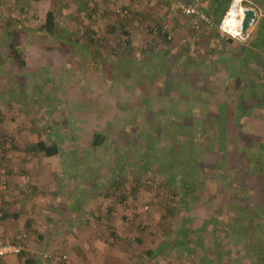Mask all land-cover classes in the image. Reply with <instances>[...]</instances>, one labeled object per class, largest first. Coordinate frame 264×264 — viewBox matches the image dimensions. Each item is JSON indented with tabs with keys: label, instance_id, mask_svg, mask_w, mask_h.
<instances>
[{
	"label": "rangeland",
	"instance_id": "obj_1",
	"mask_svg": "<svg viewBox=\"0 0 264 264\" xmlns=\"http://www.w3.org/2000/svg\"><path fill=\"white\" fill-rule=\"evenodd\" d=\"M178 1L189 0H0V220L6 201L10 208L26 213L22 206L27 202L24 193L30 190L32 179L23 170L25 165L28 168L31 162L43 157L25 151V147L54 139L60 154L47 160L51 162L48 165H61L62 170L56 175L60 186L68 185L85 197L83 211L96 210L92 226L104 230L98 232L99 244L92 249L91 235L77 229L84 226L81 218L79 226L66 228L73 218L68 215L69 198L64 193L59 211L68 224L53 230L65 233L50 239L51 227H47V246L38 249L39 258L33 262L75 264V260H82L92 264L99 257L100 264H147L146 251L150 248L162 254L153 260L154 264H204L207 258L220 264H241L248 262L255 252L262 256L259 247H264V180L236 165L232 170V188L226 196L216 180L209 177L195 199L179 194L177 181L167 186L162 178H167V173L161 176L152 172L153 156L164 162L167 158V139L161 138L160 116L147 122L153 118L151 115H142L139 108H132L149 92L138 75L127 79L129 73L123 67L126 62L139 61L163 47L158 27L162 25L163 30L166 25L178 61L186 52L201 57L203 82L210 86L208 99L212 100L213 93L220 89L217 87L221 70L211 59L234 54L235 45L224 44L229 38L239 48L248 46L251 38L254 42L263 39L264 0H256L262 6L254 0H243L246 10L253 7L256 11V19L243 40L222 36L220 22L216 25L212 19L210 25L195 28L191 18L176 9ZM198 3L206 13L205 1ZM47 12L53 14L57 32L75 37L78 47L85 44L92 59L81 54L78 59L77 53L47 48L59 45L42 28ZM18 27L22 32L17 36L11 30ZM107 37L114 48L109 46ZM126 41L129 44L125 47ZM195 41L202 45L196 46ZM151 47L155 49L149 50ZM13 49L16 55L11 54ZM248 64L253 71L255 63L250 59ZM177 65L178 62L175 70ZM258 66L264 78V51L259 54ZM250 77L257 78L258 74L252 73ZM242 85L245 89L246 82ZM151 87L156 98L152 97L151 103L156 107V95L164 98L156 83ZM232 88L233 95L241 87L237 83ZM255 89L264 92L262 86L255 85ZM237 131L245 146L256 147L264 136V106L253 107L240 120ZM94 132L105 135L98 148H93ZM177 132L171 126L168 133ZM202 153V157L211 159L203 164L210 165L213 156L209 151ZM143 154L148 162L141 159L140 164L138 159ZM11 178L21 185L15 192L16 198L6 194ZM13 224L15 237L0 240L16 242L24 233L21 241L25 248L28 223L23 227L21 222ZM70 234L71 243L75 244L77 239L82 250L66 248ZM199 235L204 236L203 244L197 242ZM82 251L86 255L80 257L78 252ZM62 254L67 262L54 259Z\"/></svg>",
	"mask_w": 264,
	"mask_h": 264
},
{
	"label": "trees",
	"instance_id": "obj_2",
	"mask_svg": "<svg viewBox=\"0 0 264 264\" xmlns=\"http://www.w3.org/2000/svg\"><path fill=\"white\" fill-rule=\"evenodd\" d=\"M204 1L207 6L206 15L210 22L212 19L217 25L230 0ZM259 5L261 4L259 3ZM121 25L125 27L126 23L122 22ZM42 28L53 41H57L59 44L56 47L48 46L49 50L64 49L73 54L77 53L78 59H80V54L92 59L93 56L91 57V53L85 44H80L78 47L75 37L69 33H64V31L57 32V24L51 12H47ZM113 28L116 29L117 27L113 26ZM168 34L169 30H162V25H160L158 35H161L159 42L162 41L163 47L160 46L157 52L150 51L151 54L142 56L139 61L126 62L123 67L126 74L129 73L127 79H130L132 74L133 76L138 75L149 92L148 95H142L139 103L132 108L136 110L139 108L142 115H151L153 118H149L147 122L160 116L158 119L163 125L161 127L163 137L161 138L167 139L165 143L167 158L164 162L162 159L153 156L154 168L152 172L160 175L167 173V178L162 177L168 183L167 186L177 181L176 189L179 190V194L194 199L206 185L205 178L207 177L214 178L222 187L223 196H226L232 188V170L236 165H240L245 173L253 172L254 175L258 174L264 180V136L261 137L256 147H247L237 131L240 120L248 116L253 107L264 106V92L255 89V85L264 88V78L259 70L260 66H258L259 54L264 51V37L258 42H254L251 38L248 42L249 45L244 48L237 47L236 42L230 38L224 41V44L235 45L236 50L229 57L211 59V62L217 65L221 71L219 72L220 81L218 83L220 87H217L220 89L213 93L214 99L210 100L208 99L210 86L203 82L205 77L201 57L192 56L186 52L188 48H183L187 55L178 61V57L173 54V39L172 37L168 38ZM107 40L109 46L114 48L115 44L108 37ZM125 44V47L128 46L129 41H126ZM195 45H202V43L195 41ZM154 49L151 47L149 50ZM11 54L16 55V50L13 49ZM250 59L255 63L253 71V66L248 64ZM138 62H141L142 66ZM177 62L178 65L175 70ZM241 63L242 67L239 68ZM252 73H257L258 77H250ZM244 82H246L245 89L242 85ZM155 83L164 98L161 99L159 95H156L159 100L156 107L151 103V99L155 98L152 95L151 86L154 87ZM237 83L241 88L232 95V87ZM246 96L250 99L245 98ZM166 97L168 100H165ZM231 97L233 100H230ZM251 99L254 102H251ZM171 126L178 129L176 135L172 133L169 135ZM104 140L105 135L103 133L94 132L93 148L101 146ZM25 151L39 152L46 157H52L59 154V145L54 139L40 140L27 145ZM208 151L213 157L211 164L205 166L203 163L206 162L207 158L202 157L204 156L202 152ZM141 159L148 162L144 154L138 160L141 161ZM207 160L210 161L211 159ZM197 238V242L203 244L204 236L199 235ZM260 250L264 257V249ZM244 251L248 252V249L245 248ZM249 252L251 251L249 250Z\"/></svg>",
	"mask_w": 264,
	"mask_h": 264
},
{
	"label": "crops",
	"instance_id": "obj_3",
	"mask_svg": "<svg viewBox=\"0 0 264 264\" xmlns=\"http://www.w3.org/2000/svg\"><path fill=\"white\" fill-rule=\"evenodd\" d=\"M11 31L12 32L14 31L18 36L19 34H21L22 29L18 27ZM2 41L7 42V40H2ZM37 153L39 152H31V154L34 155H37ZM40 154L42 155L43 160L42 159L40 160L39 158L40 161L38 160L37 162H31L28 168L25 165V169L23 170L24 172L26 173L28 172L29 174H31V179H32V182L30 183V190L27 191L28 192L27 194L24 193L25 196L24 201L27 202L25 203V205L22 206L24 208V212L26 213L22 214L20 213L19 209H13L15 207L10 208L7 201L3 202L4 216L0 220V237L8 238L10 236L12 237V235L15 234L14 233L16 232L14 231L15 224H13V222H21L22 227L24 226L25 223H28L27 231L29 232L23 252L20 254H9L0 258V264H37L38 261L37 262H33V261L39 258L36 255L38 253L37 252L38 249L47 246V227L48 228L51 227V230L49 232L50 239H53V237L56 236L55 234L65 233V232H59L58 230H53L56 229L54 227L60 228L61 225L65 227L68 224L66 218L62 217L59 211V207H60L59 203L64 201L63 200L64 198L62 196L64 193H65L64 194L65 197L69 198V204H68L69 208L67 209V212L69 213L68 215L69 217L73 218L71 224H68L69 226L67 225L66 228L72 225L79 226L80 224L77 222L79 218H81L80 220H83L84 224L82 223V225L84 226L78 227L77 229H82L84 230V233L91 235L92 249L94 248L95 244H99V237L97 236L99 235V233L104 231V230L99 231L98 228H95L97 227V225L92 226L97 218L96 210L91 209L88 211H83V206H84L83 202L85 201L86 198L78 194V191L73 192L72 187L68 185H65L63 188L62 186H60V183L57 180L56 175H59V170H62V168H60L61 165L55 163H54L55 166L54 165L52 166V164L48 165L50 161H47L53 159L54 156L46 157L42 153ZM59 154H60V148H59ZM73 160L74 157L72 159V162ZM30 169H32V172H29ZM13 179L9 182L10 185L8 187V191L6 194L8 196L10 194L12 195V198H16L14 197L16 195L15 192H18V187L21 185L19 183H15L16 179L14 180ZM36 193H40L37 195H41V196H36ZM9 199L10 197H8V199L6 200ZM73 207L76 208L74 211H73ZM72 233H74V230ZM75 233L77 235V232ZM69 236H70L69 240L66 239L67 241H69V243H66L67 245L66 248L82 250L83 247L81 246L80 241L76 239L75 244H73L71 243L72 242L71 239L73 237L71 234ZM98 249H99V245L96 250ZM240 249L244 251L245 248L241 247ZM256 249H258V247H256L255 250ZM259 249H264V247L261 246L259 247ZM85 251L84 252L82 251V253L78 252L79 256L82 257V254L85 256L86 255ZM146 253L149 254V258L146 259L147 264H154L153 260L155 258L157 259L158 257L161 258L162 255L158 250L156 249L154 250L151 248L148 249ZM75 261H76L75 264H89L87 261H82V260L80 261L75 260ZM98 261H99V257L95 258L92 264H100L98 263ZM207 262L209 264H220L218 263V260L214 258L204 259L203 263L207 264ZM41 264H47V262L42 261ZM241 264H264V257L261 256L260 254L256 255L255 252L248 259V262L247 260L244 262L242 261Z\"/></svg>",
	"mask_w": 264,
	"mask_h": 264
},
{
	"label": "built area",
	"instance_id": "obj_4",
	"mask_svg": "<svg viewBox=\"0 0 264 264\" xmlns=\"http://www.w3.org/2000/svg\"><path fill=\"white\" fill-rule=\"evenodd\" d=\"M232 1L233 0H231V2ZM240 1L242 4L243 0H240ZM231 2H230V4H231ZM230 4H229V6H230ZM176 9H178L183 15L191 18L192 24L195 28H199V26L201 24H204V25H208V24L210 25L211 24V22H210L208 16L206 15L205 11L199 6L198 0H189L186 3L178 1L176 3ZM224 16H225V14H224ZM224 16H223V18L220 21L219 26H218L221 35L226 36V37L235 38L237 40H243L247 36V32L245 33V37H238V36L233 37L232 35H230L225 30V28L222 26ZM165 26L166 25H163V30L167 29V27H165ZM170 37H171V34L169 32L168 38H170ZM2 172H4V171H2ZM2 182H4V181H2ZM4 184H5V182L2 184V186ZM24 236H25L24 233H21L20 240L16 241V242L0 240V258L4 257L6 255H9V254L21 253L24 250V246L22 245V241H21V240H23ZM45 256H47V255H45ZM54 259L57 262H60V261L67 262V257H66V255H63V254L54 256Z\"/></svg>",
	"mask_w": 264,
	"mask_h": 264
},
{
	"label": "bare ground",
	"instance_id": "obj_5",
	"mask_svg": "<svg viewBox=\"0 0 264 264\" xmlns=\"http://www.w3.org/2000/svg\"><path fill=\"white\" fill-rule=\"evenodd\" d=\"M246 8L247 7L241 4L240 0H233L228 12L224 16L222 26L233 37H237V36L245 37V33L242 32L241 26H242L243 16H245L246 11L249 10V9L246 10Z\"/></svg>",
	"mask_w": 264,
	"mask_h": 264
},
{
	"label": "water",
	"instance_id": "obj_6",
	"mask_svg": "<svg viewBox=\"0 0 264 264\" xmlns=\"http://www.w3.org/2000/svg\"><path fill=\"white\" fill-rule=\"evenodd\" d=\"M255 13H256V11L253 7H250V9L246 11V14L242 20V26H241L243 33H246V31L249 29V27L255 21V19H256Z\"/></svg>",
	"mask_w": 264,
	"mask_h": 264
}]
</instances>
